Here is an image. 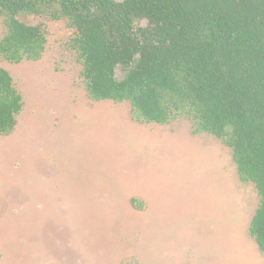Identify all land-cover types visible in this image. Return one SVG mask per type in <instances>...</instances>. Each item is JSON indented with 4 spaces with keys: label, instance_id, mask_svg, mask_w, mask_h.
<instances>
[{
    "label": "rangeland",
    "instance_id": "1",
    "mask_svg": "<svg viewBox=\"0 0 264 264\" xmlns=\"http://www.w3.org/2000/svg\"><path fill=\"white\" fill-rule=\"evenodd\" d=\"M43 25L39 59L0 57L23 97L0 135V264H264L249 234L258 192L232 150L188 116L148 123L92 99L75 28Z\"/></svg>",
    "mask_w": 264,
    "mask_h": 264
},
{
    "label": "trees",
    "instance_id": "2",
    "mask_svg": "<svg viewBox=\"0 0 264 264\" xmlns=\"http://www.w3.org/2000/svg\"><path fill=\"white\" fill-rule=\"evenodd\" d=\"M0 17L2 59H39L43 21L68 20L92 99L129 102L148 123L188 116L194 132L228 146L240 180L257 189L249 234L264 253V0H0ZM22 109L0 66V135Z\"/></svg>",
    "mask_w": 264,
    "mask_h": 264
}]
</instances>
